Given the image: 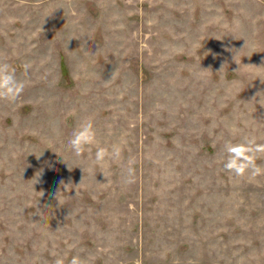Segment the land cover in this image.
<instances>
[{
	"label": "rangeland",
	"instance_id": "obj_1",
	"mask_svg": "<svg viewBox=\"0 0 264 264\" xmlns=\"http://www.w3.org/2000/svg\"><path fill=\"white\" fill-rule=\"evenodd\" d=\"M0 60L25 83L0 101V264H264V175L222 151L264 143V0H0Z\"/></svg>",
	"mask_w": 264,
	"mask_h": 264
},
{
	"label": "clouds",
	"instance_id": "obj_2",
	"mask_svg": "<svg viewBox=\"0 0 264 264\" xmlns=\"http://www.w3.org/2000/svg\"><path fill=\"white\" fill-rule=\"evenodd\" d=\"M245 66L256 67L254 65ZM28 67L27 64L24 66L25 72H27ZM24 88L25 83L18 79L16 69L6 61L0 60V101L14 103ZM95 144H97V133L91 120L81 121L68 140L70 150L77 157L82 156L86 150ZM222 151L224 155L223 168L228 173L236 177H243L246 174L251 176L264 175V165L257 163V160L264 158V143H258L255 136L245 135L237 143L226 141ZM94 158L98 163L104 162L106 159L119 161L122 158V149L118 145H113L111 149L97 147ZM39 175L40 173H37V176ZM122 182L125 185H131L135 182V170L131 166V162L124 170ZM52 264H65V259L57 256ZM68 264H86V261L80 255H74Z\"/></svg>",
	"mask_w": 264,
	"mask_h": 264
}]
</instances>
